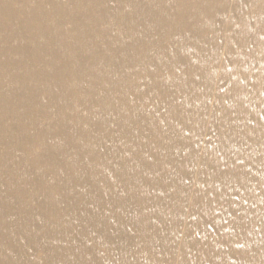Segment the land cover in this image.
Here are the masks:
<instances>
[{"label":"bare ground","instance_id":"1","mask_svg":"<svg viewBox=\"0 0 264 264\" xmlns=\"http://www.w3.org/2000/svg\"><path fill=\"white\" fill-rule=\"evenodd\" d=\"M0 264H264V0H0Z\"/></svg>","mask_w":264,"mask_h":264}]
</instances>
